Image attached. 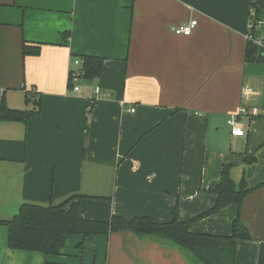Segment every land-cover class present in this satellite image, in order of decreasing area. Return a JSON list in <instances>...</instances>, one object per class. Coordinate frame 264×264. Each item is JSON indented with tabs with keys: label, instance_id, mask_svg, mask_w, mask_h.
I'll return each mask as SVG.
<instances>
[{
	"label": "crops",
	"instance_id": "1",
	"mask_svg": "<svg viewBox=\"0 0 264 264\" xmlns=\"http://www.w3.org/2000/svg\"><path fill=\"white\" fill-rule=\"evenodd\" d=\"M251 10L252 0H0V104L41 100L28 123L0 119V221L74 196L88 220L168 223L178 206L187 221L215 205L209 189L229 166L237 187L255 190L192 231L230 236L240 215L252 240L238 242L236 264H264V63L246 60ZM192 20L190 37L174 33ZM24 41L40 54L25 57ZM84 56L104 70L75 92L69 74ZM245 86L258 116L234 137L227 121ZM0 264L200 263L127 231L69 236L57 256L14 250L0 224Z\"/></svg>",
	"mask_w": 264,
	"mask_h": 264
},
{
	"label": "trees",
	"instance_id": "2",
	"mask_svg": "<svg viewBox=\"0 0 264 264\" xmlns=\"http://www.w3.org/2000/svg\"><path fill=\"white\" fill-rule=\"evenodd\" d=\"M258 17H262L261 0L252 2ZM254 34V33H253ZM23 55L38 56L41 51L27 41L23 43ZM78 69L69 74L70 86L73 87L72 75L79 72L85 80H95L102 76L105 59L96 56H84ZM247 62H263L264 54L249 43L246 54ZM1 95L0 119L28 123L40 113L41 100L35 102L34 110H11ZM27 102L31 99L27 96ZM94 105L88 111L91 115ZM243 180L237 187L230 176L229 166H225L222 177L211 185L209 192L216 196L215 205L197 217L182 221L179 219V207L172 208L173 220L168 223L156 222L152 217L140 216L131 220L122 216H113L109 221L88 220L80 216V205L77 196L59 205L40 206L24 204L17 215L10 221H0L9 228V246L14 250L41 252L49 256L63 253L72 235L88 238L94 235H110L117 232H132L139 237L154 238L177 246L200 264H236V252L239 241L252 240L248 227L240 215L233 223L230 236H215L192 231V225L200 220L213 216L230 205L241 207L245 198L253 191Z\"/></svg>",
	"mask_w": 264,
	"mask_h": 264
},
{
	"label": "built area",
	"instance_id": "3",
	"mask_svg": "<svg viewBox=\"0 0 264 264\" xmlns=\"http://www.w3.org/2000/svg\"><path fill=\"white\" fill-rule=\"evenodd\" d=\"M253 1L255 0H252V2ZM197 25L198 22L196 20H192L189 23L175 28L174 33L179 36L190 37ZM247 40L249 43H252L254 46L259 48V50H261L264 54V19L257 16L256 9L253 7L250 13ZM81 63L82 61L80 59L74 60V65L77 69L81 66ZM80 79L79 72H75L72 75V83L74 84L72 89L75 92L80 90V87L76 84ZM96 93H100L99 88L96 89ZM255 94V90L251 87L245 86L242 88L239 111L236 114L231 115L227 121L234 137H243L246 134L247 125L244 123V119H247L250 124L258 116V108L251 104V99ZM130 111L134 112V109H131Z\"/></svg>",
	"mask_w": 264,
	"mask_h": 264
},
{
	"label": "rangeland",
	"instance_id": "4",
	"mask_svg": "<svg viewBox=\"0 0 264 264\" xmlns=\"http://www.w3.org/2000/svg\"><path fill=\"white\" fill-rule=\"evenodd\" d=\"M245 122V121H244Z\"/></svg>",
	"mask_w": 264,
	"mask_h": 264
}]
</instances>
